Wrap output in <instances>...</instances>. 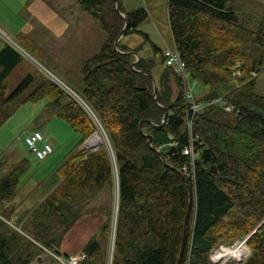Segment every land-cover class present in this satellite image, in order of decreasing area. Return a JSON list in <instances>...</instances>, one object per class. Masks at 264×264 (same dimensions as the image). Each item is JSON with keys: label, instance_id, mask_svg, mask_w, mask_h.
<instances>
[{"label": "trees", "instance_id": "obj_1", "mask_svg": "<svg viewBox=\"0 0 264 264\" xmlns=\"http://www.w3.org/2000/svg\"><path fill=\"white\" fill-rule=\"evenodd\" d=\"M117 1L125 18L114 0H74L101 26V33H92L97 49L81 60L74 90L68 85L77 98L38 67L8 91L6 77L24 57L7 42L0 49V125L21 103L45 98L47 111L80 135L60 167L59 183L35 209L40 218L23 230L29 237L0 216V264H30L41 248L59 247L79 218L95 213L92 201L104 189L117 192L113 227L109 209L103 238L92 234L77 264H176L188 204L183 165L193 202L180 264H221L211 260V252L242 241L250 250L246 258L222 264H264V96L255 91L257 76L264 74V0H252L263 11L254 27L252 16L240 17L237 0H166L175 51L188 78L206 88L201 99L194 96L204 101L194 115L187 83L165 64L163 51L156 48L165 66L157 79L153 58L139 55L132 68L136 57L127 53L132 49L122 39L115 48L125 22L123 36L147 17L145 7L126 11ZM21 35L24 47L56 73L37 45ZM144 72L157 80L156 101ZM162 106L169 111L159 125ZM90 113L108 144L78 148L95 129ZM190 147L196 154L192 162L184 153ZM25 169L14 167L0 177L1 201L12 197Z\"/></svg>", "mask_w": 264, "mask_h": 264}, {"label": "rangeland", "instance_id": "obj_2", "mask_svg": "<svg viewBox=\"0 0 264 264\" xmlns=\"http://www.w3.org/2000/svg\"><path fill=\"white\" fill-rule=\"evenodd\" d=\"M124 10L131 11L139 7H145L147 10V17L139 23L137 31H128L124 36L121 37V42L126 46L135 50L136 53L145 58H153L155 62L151 67L152 74L159 79L161 72L164 70V61L162 59L163 52L166 51L167 46L172 50H175L169 20H168V7L166 0H121ZM238 12L240 17L252 16L255 20L250 24L254 27L257 21L262 16V7L252 0H237ZM84 25H92L90 27V32H97L96 28L99 29L101 33L100 24L92 18L86 12H83ZM10 36L11 41L17 44L18 38ZM0 42H3L0 38ZM84 42H79L80 46ZM21 54L25 59L26 66L24 65V74L27 72H33L36 67L42 64L47 70L49 66L44 62L39 55H35L30 49L20 45ZM76 51V63L75 66H80L81 49ZM159 48L161 51H158ZM53 57H58L55 48L49 50L46 49ZM33 58H32V57ZM38 62H36V60ZM65 67V66H64ZM45 75L44 69H41ZM50 70V69H49ZM51 72V71H50ZM16 74V72H15ZM15 74H12L8 78V88H12L17 82L14 81ZM55 76H59V85L63 87L64 90L73 93L75 86L71 80L75 77V74L68 76L66 72H56ZM62 78V79H61ZM173 76L170 75L169 82H172ZM157 81V80H156ZM71 85V89L65 84ZM190 89L197 99H201L206 93V88L200 82H194L192 78H189ZM157 85V83H156ZM255 91L258 94L264 96V74H259L256 78ZM75 96V94L73 93ZM76 97V96H75ZM77 98V97H76ZM45 98L39 99L37 101H28L18 105L12 115L0 125V177L5 176L14 167L26 168L20 177L18 184L14 188L13 195L7 201L0 200V216L1 219L9 225L12 229L20 232L21 235H26L24 233L25 228H33L34 219L40 218L39 213L35 211L39 202L47 195V193L56 184V180L61 179V174L57 173V168L60 163L71 154V152L77 148L79 143L80 135H78L67 121L53 113L47 111ZM200 104H204V101H199ZM97 121V119L95 118ZM95 123V122H94ZM95 123V129L89 137H91L88 142L89 147H97L99 144H108V139L104 134V131L97 121ZM38 129L43 133L44 138L51 143L53 151L45 159L35 158L29 151L27 146L23 141V136L25 133ZM102 132L104 139L103 141H97L94 145H91L92 135L96 132L99 134ZM100 136V134H99ZM88 137V138H89ZM101 137V136H100ZM86 138L79 147L86 148L88 145L85 141ZM100 139V138H99ZM96 141V140H94ZM98 144V145H97ZM92 149V148H89ZM16 155L17 157H13ZM27 164H23V160ZM57 178V179H56ZM117 192L113 191L112 194L109 190H102L96 198L92 201L93 211L92 215H86L79 218L71 228L62 237L59 247L49 246L47 249L41 248L39 253L35 256L34 260L30 264H53L52 254H81V250L84 244L89 240L90 236L94 233L103 238L100 234L101 225L107 220L108 213L110 209L112 215L110 216V226L113 227L114 221V205L116 204ZM109 203V206H108ZM98 233V234H97ZM26 236L29 237L27 234ZM24 237V236H22ZM110 237L108 236L107 245L109 243ZM34 245L38 246V242L33 241ZM40 245V244H39ZM246 249L243 253L246 256L249 254V248L246 244H233L228 246L226 244L220 245L217 248L216 254H221L220 258L212 255L211 260L213 262H235L237 260L236 255L239 250ZM242 250L240 252H242ZM237 251V252H236ZM109 252V248H108ZM234 254V255H233ZM246 256L244 258H246ZM242 257V256H240ZM243 258V259H244Z\"/></svg>", "mask_w": 264, "mask_h": 264}, {"label": "crops", "instance_id": "obj_3", "mask_svg": "<svg viewBox=\"0 0 264 264\" xmlns=\"http://www.w3.org/2000/svg\"><path fill=\"white\" fill-rule=\"evenodd\" d=\"M82 20L83 11L79 9L74 0H0V28L7 35L9 33L18 38L16 45L20 50H23L20 45L24 46L21 34L26 35V38L36 44L41 53L48 57L50 65L54 66L53 70L66 72L68 76L75 74L71 80L73 83H76L79 77L80 66L79 64L78 66L74 65L77 60L76 51L80 46L79 42H84L80 46L83 55L78 58L80 61L97 49L94 44L98 43V40H94L93 32H90L92 25H84ZM96 31L98 33L99 29L96 28ZM1 40L3 42H0V49L6 44L4 39L1 38ZM53 48L59 55L56 58L46 50ZM167 48L169 47L167 46ZM24 60L12 68L6 77L7 82L15 72L14 81L16 82L24 75L23 66L27 65ZM10 89L8 88V91ZM63 162L57 168L56 174H60ZM59 181L60 179L56 180L53 188Z\"/></svg>", "mask_w": 264, "mask_h": 264}, {"label": "built area", "instance_id": "obj_4", "mask_svg": "<svg viewBox=\"0 0 264 264\" xmlns=\"http://www.w3.org/2000/svg\"><path fill=\"white\" fill-rule=\"evenodd\" d=\"M0 37L2 39H4L7 43L12 45L14 48H16V50H18L21 53V50L16 45V43L11 41V39L7 35V33L5 31H3L1 28H0ZM164 54H165V64L167 66H169L175 74L183 77L187 83L186 98L188 99V101L190 103L191 113H192V115H194L195 113L199 112L202 109L204 104H200V103L196 102L194 94L192 93V91L190 89L189 78H188L187 70L185 68V63L182 61V59L179 57L178 53L175 50H172L170 48H166V51L164 52ZM38 64L40 66L38 68L40 70L44 69L46 72H48L47 76L59 85L58 82H61L59 80V78L57 76H55L54 73L47 70L42 64H40V63H38ZM216 101L221 102L223 105H225L226 109H228V110L231 109L229 106L226 105L225 102L223 103L222 99H216ZM85 109L89 112L87 107ZM90 115L92 116L94 122L96 124H98L97 121L95 120V117L91 113H90ZM23 141H24L25 145L27 146L29 152L37 159H44L47 155H49L53 151V147H52L51 143L46 141L43 133L37 129H34V130L30 131L29 133H25L23 136ZM95 146L88 147V148H96ZM184 153L190 154L191 162L193 161V158L196 156V154L193 152L191 147L189 149H186L184 151ZM182 171H183V174H186V175L189 174V172H188L189 170H188V167L186 165L182 166ZM240 243L245 244L244 241H242ZM237 250H239V249H237ZM240 250H242V249H240ZM240 250L238 251L237 256L233 254L234 256H236L237 262L242 261L243 258L246 256V254L245 255L243 254L246 251V249H244L245 251L242 250V252H240ZM216 252H217V248H215L211 252L210 258L212 257V255H214L217 258H220L221 254L215 255ZM52 256H53V264H77V262L83 257L81 254H73V253H70L67 255L52 254ZM240 256H242V257H240ZM222 263L223 262H221V264Z\"/></svg>", "mask_w": 264, "mask_h": 264}, {"label": "water", "instance_id": "obj_5", "mask_svg": "<svg viewBox=\"0 0 264 264\" xmlns=\"http://www.w3.org/2000/svg\"><path fill=\"white\" fill-rule=\"evenodd\" d=\"M115 1V9L117 12L120 13L121 16H123L125 18V15L124 13L120 12L119 11V8H118V1L117 0H114ZM127 27V22H125V25L122 27L119 35L117 36V38L115 39L114 41V46L116 48V44L117 42L121 39V37L123 36V32L124 30L126 29ZM127 53H130L132 55H134L136 57L135 60H133L131 63H130V66L133 68L134 66V63L139 59V55L136 53V51L134 50H129L127 51ZM147 76H149L152 80V85H153V93H152V96L154 98V100L156 101L155 99V92H156V81H155V78L154 76L150 73V72H144ZM162 109L164 110V114L161 118V122L159 125H162L164 123V120L168 114V107L167 106H162ZM140 130L141 132L142 131V128H141V123H140ZM87 141H85L86 143ZM147 144L154 149V146L152 145V137L151 135H148L147 137ZM89 147V146H87ZM162 157V156H161ZM163 159V158H162ZM182 177L184 178L185 182H186V185H187V189H188V204H187V208H186V212H185V218H184V224H183V235H182V240H181V245H180V251H179V255H178V259H177V262L176 264H180V261H181V257H182V254H183V250H184V246H185V240H186V230H187V224H188V219H189V215H190V210H191V207H192V202H193V195H192V190H191V187L186 179V177L181 173Z\"/></svg>", "mask_w": 264, "mask_h": 264}, {"label": "bare ground", "instance_id": "obj_6", "mask_svg": "<svg viewBox=\"0 0 264 264\" xmlns=\"http://www.w3.org/2000/svg\"><path fill=\"white\" fill-rule=\"evenodd\" d=\"M99 134H100V136H99ZM99 134L96 132L94 135H92V143H91V145H94L95 144V142H97V141H103V139H104V136H103V134H102V132L101 131H99ZM100 138V139H99ZM90 139H91V137H89L87 140V142L85 143L86 145H88V142L90 141ZM94 140H96V141H94ZM88 146H90V145H88ZM111 247H112V238H111V243H110V247H109V259H110V253H111ZM241 251V250H240ZM237 255H238V253H237ZM236 255V256H237Z\"/></svg>", "mask_w": 264, "mask_h": 264}]
</instances>
